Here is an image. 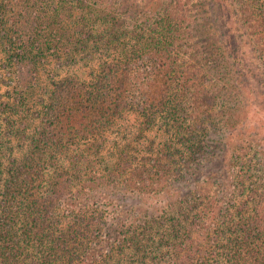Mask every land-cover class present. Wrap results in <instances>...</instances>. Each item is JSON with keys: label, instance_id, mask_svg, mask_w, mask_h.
<instances>
[{"label": "trees", "instance_id": "16d2710c", "mask_svg": "<svg viewBox=\"0 0 264 264\" xmlns=\"http://www.w3.org/2000/svg\"><path fill=\"white\" fill-rule=\"evenodd\" d=\"M46 1L0 0V50L4 53L1 68L14 93L15 109L34 87L31 73H36L38 64L45 62V51L52 54L59 49L57 43L45 37V30L51 28L50 35L57 36L67 17L68 5L77 3L81 10L87 8L89 15L93 12L97 18L105 19L111 16L114 3L112 0H106L105 5L94 0H50L48 5ZM55 1L60 5L55 6ZM236 1L241 6V17L251 41L243 44L244 52L243 46L234 47L231 59L226 58L227 51L222 47L225 22L213 17H194V26L190 27L188 16L181 9L185 4L171 0L165 8L163 3L162 13L139 5L140 10L127 24L132 29H124L112 38L120 57L101 64L92 74L91 82L68 76L53 83L48 102L40 112V124L31 135L29 151L19 159H8L6 167L0 169V175L4 173L6 177L0 192V264H78L77 255L88 257L91 249L90 242L78 241V236L84 238L83 231L87 230L92 232L91 239L103 234L112 237L111 249L118 253L129 251L136 264H264V170L261 176L243 171L242 158L237 152L226 160L217 152L218 145L215 148L210 142L203 145L202 140H197L186 147L185 162L194 169L191 177L204 176L203 179L209 180L216 177L214 180L222 184L219 190L222 195L247 193L246 200L238 207L230 205L234 213L228 208L223 212L226 217L223 213L219 216L212 203L195 212L190 189L173 191L174 199L165 208L149 206L139 210L138 215L128 216L123 202L137 195L133 192L137 187L128 189L131 179L125 180L127 188L121 191L115 188L117 192L113 196L92 188L94 184L104 189L106 177L112 183L116 180L110 171L98 172L88 158L97 153L93 141L124 109L146 117L144 127L160 116L165 119L166 131L174 136L191 133L200 125L197 116L200 113L193 114L192 106L197 107L196 102L200 107L205 105L206 110L215 106L224 126L233 127L234 121L243 116L241 109L247 107V113L249 106L238 109L247 89L239 82L244 72L239 66V55L250 52L264 60V0ZM173 2L179 10L171 5ZM95 7L101 10L93 11ZM55 17L59 27L53 30L51 20ZM74 31L80 38L68 37L69 49L84 45L91 37L83 28L76 27ZM129 34L131 44L125 42ZM188 36L195 38V43L188 45L185 41ZM225 36L231 38L228 30ZM198 40L205 47L196 45ZM83 141L87 143L86 149L70 158L72 168L77 171L70 176L57 166L53 156L63 155ZM237 164L240 171L235 172ZM48 167L54 169L49 176L45 174ZM161 169L157 172L158 181L150 171L139 172L141 180L146 181L139 189L165 185L172 170L167 166ZM83 173L93 174L86 180L88 185L85 182L76 191V194L81 192L83 200L77 203L78 195L73 193L69 200L74 204L65 203L66 214L72 216L74 224L58 234L52 227L51 214L44 213L50 203H62L73 181H79ZM177 173L174 179L179 177ZM245 180H249L247 186Z\"/></svg>", "mask_w": 264, "mask_h": 264}, {"label": "rangeland", "instance_id": "374dc122", "mask_svg": "<svg viewBox=\"0 0 264 264\" xmlns=\"http://www.w3.org/2000/svg\"><path fill=\"white\" fill-rule=\"evenodd\" d=\"M47 1L45 3L50 5ZM94 1L98 4L103 2V5L106 2V0ZM112 1L114 3L110 8V13L111 16L113 14L115 17L110 16L105 19L97 18L93 12L89 15L87 8L81 10L79 4L70 3L65 11L67 17L63 20V26L57 32V36L50 35L51 28L45 30V37L49 38V42L54 41L60 47H58L57 52L52 54L47 50L45 51V62L38 64L36 73H31V76L34 77L30 78V80L34 83V87L25 95L24 102L17 109H15L14 93L9 83H7L9 81L5 77V70L1 68L4 53L0 50V78L2 80H0L1 170L8 164V159H19L29 151L31 135L34 133V129L40 124L42 117L40 112L42 107L48 102L49 92L52 89L53 83L68 76L78 78L83 82H91L92 74H95L101 64L111 62L114 58L120 57V53L117 51L112 38H115L114 34L119 35L124 29H132L127 24L130 23L132 16L134 17L137 10H140L139 5H144L143 8L145 9L160 10V13H162L165 5L168 6L167 4H170L171 0H153V2L150 0ZM147 1L150 3L145 6L144 3ZM181 1L185 4L181 6V9L185 10V15L188 16L187 23L190 27L194 26L192 20L194 17H197V19L199 17L204 19L213 17L215 20L219 19L226 23L224 26L227 28H224L222 34V47L225 51L229 52H226V58L231 59L234 56L231 54V52L236 50L234 47H241L243 44L247 45L249 39L251 41V37L247 35L249 33L246 22L241 17V6L236 0ZM163 3L164 8L161 7ZM54 4L55 6L60 5L56 4V1ZM171 5L175 7V10L180 9L177 8L176 2L171 3ZM106 9L104 10L106 11ZM92 10L98 12L101 9L95 7ZM68 11H70L71 15ZM177 13L179 12L177 11ZM228 19L231 21V28L229 27L230 22ZM51 21L53 30L58 29L59 24H57V18L55 17ZM76 27L83 28L91 34V37L86 40L84 45L81 43L80 46L77 45L69 49L67 38H80L79 34H75L74 29ZM227 30L231 35L230 39L225 36ZM130 37L129 34L127 39H125L127 44H131ZM42 40H45V38ZM195 40V38L188 36L185 41L188 45H191L193 42L195 43ZM61 42L62 45L60 44ZM200 42L201 40H198V44L196 45L202 46ZM202 47H205V45ZM241 48H243V52L246 51L244 46ZM239 59V66L244 70L242 75L239 76V82L243 86H246L247 89L243 92L246 98H243L242 106L238 109H241L245 105L249 106V109L247 113V107L241 109V116H243L239 117V120L234 121L235 125L233 127L222 125V118L217 116L218 109L215 106L206 110L205 105L200 107L201 105L196 101L198 106L193 105L192 108L195 109L193 114L195 112L200 113V115H197L201 121L200 125L193 132H186L180 136H174L171 131H166L167 128L164 125L165 119L163 121L160 116H157L153 120L154 123L148 127H144L146 117L144 118V116L136 112L124 109L115 115L112 124L107 129H104L102 135L93 141L96 146L97 155L92 154L88 157L92 162L91 165L95 169H99L98 172L105 174L110 171L116 181L112 183V180L106 177L103 180L105 182L103 184L105 186L104 189L98 187L99 185L97 184V187L92 184L94 186L92 188L113 196L114 192H117L115 188L120 191L122 188H127L126 185L128 184L125 180L131 179V183L129 184L131 187L128 189L136 186L137 188L133 192H136L137 195L123 202L127 206L128 211L126 212H129L128 216H132L133 214L138 215L140 214L139 210L141 211L144 208L149 209V206L165 208L174 199L173 194H171L173 191H182L185 189H190L191 200H188L191 201V204L193 203L192 206H196L195 212L201 211L204 206L212 203V206L217 208L219 216L227 208L234 213V209L230 205L233 204L238 207L240 203L246 200L247 193L243 196L235 193L232 197H230L231 195H227L228 193L222 195V192H219L222 189V184L218 180H214L216 177L211 180L208 177L203 179L204 176L196 177L195 175L191 177L194 169L190 166L187 167L185 161L188 156L186 147L192 145L197 140H202L203 145L207 142H210L211 146H215V148L218 145L220 149L217 152L221 154L222 159L225 157L226 160H230L233 153L237 152L242 158L243 171H247L251 176H261V171L264 170V138H262V135H264V60L262 61L254 55L252 56L250 52L239 55ZM189 103L191 104V102ZM8 104L11 105L12 109ZM8 115L11 116L10 121L8 120ZM189 123L192 124L191 121ZM86 145V141H83L79 146L70 147L64 153L65 155H54L53 157L56 158L55 162L58 164L57 166H60L70 176H74L77 171L75 172L72 168L73 164L70 162V158L73 155L79 154L81 150H85ZM162 166H167L172 170L170 171L171 175L165 181V185L162 183L158 187H147L145 190L143 188L139 189L138 186L142 187L141 184L146 182L141 180L139 172L150 171L152 176H155V180L158 181L157 172ZM189 167L190 170H188ZM53 170V168L48 167L45 174L49 176ZM229 170L231 171V169ZM234 170L235 172L240 171V165H235ZM120 171L123 173L120 174ZM176 172H178L177 176L179 177L174 179L173 176H175ZM89 174L83 173L79 181L74 180L67 193L63 196L62 203L59 204V201L50 203L48 211L44 213V215L51 214V218H53L52 227L58 234L65 231L72 223L74 224L72 216L66 214L67 207L65 203L74 204V202L69 200V195L73 193L75 196L78 195L77 203L83 200L81 192L76 194V191L88 180L87 178L93 175L92 173ZM162 177H165V175L163 174ZM5 179V174L2 173L0 175V192L3 189ZM248 182L249 180H245L246 186ZM87 183L86 185H88ZM92 185L90 184V186ZM194 186H197V188L193 189ZM125 193H129V191ZM90 201L93 202L92 200ZM184 201H187L185 197ZM146 214L149 213L146 212ZM107 217L108 215H106ZM223 217H226V214L223 213ZM102 232L104 233L105 229H102ZM83 233L84 238L79 235L78 241L80 244L81 241L90 242L91 244L87 245L91 249H89L88 257L87 255L86 257L77 255L78 260L76 262L78 264H85V262L87 264H136L135 258H133L129 251L125 250L123 253H118L117 250L111 249L110 245L112 243L110 242H113L112 237L106 238L105 234H103L101 237L91 239L92 232L90 233L87 230L83 231ZM114 233L115 231H112V235ZM80 249L82 247L79 245ZM148 264L151 263L148 262Z\"/></svg>", "mask_w": 264, "mask_h": 264}]
</instances>
